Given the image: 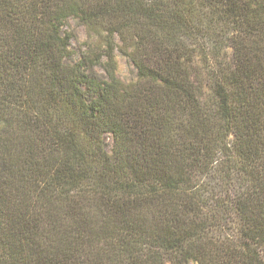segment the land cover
<instances>
[{"label": "trees", "instance_id": "16d2710c", "mask_svg": "<svg viewBox=\"0 0 264 264\" xmlns=\"http://www.w3.org/2000/svg\"><path fill=\"white\" fill-rule=\"evenodd\" d=\"M0 264H264V0H0Z\"/></svg>", "mask_w": 264, "mask_h": 264}, {"label": "rangeland", "instance_id": "374dc122", "mask_svg": "<svg viewBox=\"0 0 264 264\" xmlns=\"http://www.w3.org/2000/svg\"><path fill=\"white\" fill-rule=\"evenodd\" d=\"M65 30L73 34L74 38L72 40V51L74 53V59L78 58L80 52L86 49L85 46L88 44H94V37H91L87 28L77 19H71ZM117 62H118V77L124 82H131L136 78V69L131 61L123 56L120 52H117ZM97 71L104 75L105 72L103 67H98ZM106 148L109 152L113 149V139L110 135L105 136Z\"/></svg>", "mask_w": 264, "mask_h": 264}]
</instances>
